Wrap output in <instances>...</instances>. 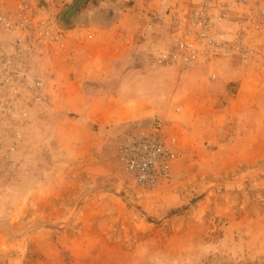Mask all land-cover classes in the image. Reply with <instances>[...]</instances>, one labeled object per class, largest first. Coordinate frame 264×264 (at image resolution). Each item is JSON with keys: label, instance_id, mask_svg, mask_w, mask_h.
<instances>
[{"label": "rangeland", "instance_id": "rangeland-1", "mask_svg": "<svg viewBox=\"0 0 264 264\" xmlns=\"http://www.w3.org/2000/svg\"><path fill=\"white\" fill-rule=\"evenodd\" d=\"M30 1L63 29L65 47L40 59L49 99L31 106L25 142L9 158L0 153V264H264V82L253 92L255 61L264 59V27L245 31L232 13L212 29L217 47L209 61L162 66L156 58L174 30L171 15L166 23L160 13L152 15L134 36L148 55L138 75L175 67L191 78L227 83L215 85L213 98L205 96L208 118L189 117L178 99L172 120L153 117L79 153L56 120L62 109L52 78L63 72V78H80L81 47L73 43L89 48L88 29L109 25L126 8L138 17L125 16L123 23L140 26L139 11L146 12L132 0H89L66 27L60 16L76 0ZM66 60L70 68L64 70ZM154 123L176 139V160L168 180L141 188L117 153L127 133Z\"/></svg>", "mask_w": 264, "mask_h": 264}, {"label": "built area", "instance_id": "built-area-1", "mask_svg": "<svg viewBox=\"0 0 264 264\" xmlns=\"http://www.w3.org/2000/svg\"><path fill=\"white\" fill-rule=\"evenodd\" d=\"M170 12L173 37L156 58L162 66L187 67L201 58L209 61L216 46L212 29L232 13L245 31L259 32L264 27V0H205L201 4L177 0ZM54 47H65L64 31L42 17L33 2L0 0V153L6 158L25 142L31 106L49 99L39 62L43 56L51 57ZM175 144L176 139L154 123L127 133L117 155L134 182L150 188L172 175Z\"/></svg>", "mask_w": 264, "mask_h": 264}, {"label": "crops", "instance_id": "crops-1", "mask_svg": "<svg viewBox=\"0 0 264 264\" xmlns=\"http://www.w3.org/2000/svg\"><path fill=\"white\" fill-rule=\"evenodd\" d=\"M132 1L139 2L146 12L144 14L142 10L139 11L141 19L137 20L138 23L141 22L140 26H134L130 21L123 23L125 16L127 19L132 16L135 20L138 17L134 9L126 8L127 13L122 12L109 25L88 29L91 30L89 32L93 41L89 48L84 41L73 43L74 46L81 47L78 51L81 57H78L81 60V66H78L80 78H63L66 75L64 72L62 78H52L55 85L53 89L59 99L58 107L62 109L56 115L59 118L56 120H60L59 128L62 133L76 141L79 153L90 150L92 145L95 149L99 148L100 144L108 141L109 135L134 129L136 124H145L153 117L163 121L172 120L175 113L172 107L180 106L175 104L178 99L183 100V104L188 107L189 117L208 118L210 112L203 104L205 96L213 98L215 85L227 83L226 78H191L189 74H180L175 67L160 68L161 70L155 71L157 74L150 76L138 75L146 68L148 55L144 45L135 44V34L144 28L146 20L157 13H160V18L165 23L168 22V12L177 0ZM86 30L79 29L76 32L83 34ZM69 34L68 32L66 37ZM86 47L89 51H85ZM93 60L90 67L87 63ZM255 63L257 69L253 77L254 94L257 85L264 82V59L259 57ZM62 67L64 70L69 69L70 62L64 61ZM240 78L249 77L242 75ZM243 86L244 82L241 88ZM196 90L199 94H196ZM192 100L200 102L191 105ZM211 129V125H207L206 133L210 134Z\"/></svg>", "mask_w": 264, "mask_h": 264}, {"label": "trees", "instance_id": "trees-1", "mask_svg": "<svg viewBox=\"0 0 264 264\" xmlns=\"http://www.w3.org/2000/svg\"><path fill=\"white\" fill-rule=\"evenodd\" d=\"M89 0H76V2L69 6L68 9L60 16L63 24L66 27H70V25H73L74 19L80 15V11L84 5L88 3ZM112 10L115 11L113 6H110ZM113 7V8H112ZM85 18V16H83ZM119 17V12H115L114 17L111 19V21L117 20Z\"/></svg>", "mask_w": 264, "mask_h": 264}]
</instances>
